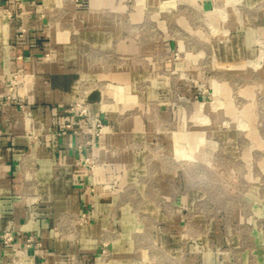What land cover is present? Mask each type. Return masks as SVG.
<instances>
[{
	"label": "crops",
	"instance_id": "obj_1",
	"mask_svg": "<svg viewBox=\"0 0 264 264\" xmlns=\"http://www.w3.org/2000/svg\"><path fill=\"white\" fill-rule=\"evenodd\" d=\"M207 2L0 0V236L10 231L17 249L0 247V264H101L103 241H114L111 264H133L134 206L118 194L121 178L142 174L146 156L125 148L141 122L122 115L138 110L131 99L139 96V83H148L142 96H158L156 71L168 65L180 35L190 30L189 17L208 10ZM63 21H72L76 40L63 31ZM46 46L55 51L48 59ZM79 81L111 84L88 101L105 130L120 134L90 140L85 124L70 116L66 105L76 101ZM104 99L118 102L117 110ZM19 105L40 121L41 147L28 137ZM65 125L80 133L56 137ZM113 149L120 151L112 156ZM90 156L105 166L89 171L81 162ZM144 206L155 215L153 203ZM81 214L89 221L78 226ZM28 235L41 243L38 251L25 248Z\"/></svg>",
	"mask_w": 264,
	"mask_h": 264
},
{
	"label": "rangeland",
	"instance_id": "obj_2",
	"mask_svg": "<svg viewBox=\"0 0 264 264\" xmlns=\"http://www.w3.org/2000/svg\"><path fill=\"white\" fill-rule=\"evenodd\" d=\"M207 4L208 10L189 17L190 30L180 35L165 69L156 71L158 96H142L148 83H139V96L131 99L138 110L122 115L141 122L125 148L146 156L142 174L121 178L118 194L134 206L133 264H264V0ZM72 21L61 22L71 41L77 37ZM52 52L46 46L43 57ZM110 85L79 81L76 101L66 105L90 140L121 133L106 131L88 101ZM104 101L117 110L118 102ZM75 128L66 134H79ZM84 159L89 171L105 166ZM88 221L81 214L78 226ZM113 243L100 244L101 264H111Z\"/></svg>",
	"mask_w": 264,
	"mask_h": 264
},
{
	"label": "built area",
	"instance_id": "obj_3",
	"mask_svg": "<svg viewBox=\"0 0 264 264\" xmlns=\"http://www.w3.org/2000/svg\"><path fill=\"white\" fill-rule=\"evenodd\" d=\"M75 2H77V0H74ZM18 37H21V35H18ZM15 77H12L9 80V90L13 91V89L15 88ZM11 100H15L16 98L14 96H12L10 98ZM22 111L25 112V117H26V124H27V128H28V137L30 139H38L40 138V132L42 130V125L40 123V121L36 118H34L33 116L30 115L29 112L25 111L23 109L22 106H18ZM67 111L69 114H74V108L67 107ZM72 129L71 125H65L63 127V129L57 131L55 133L56 137H61L63 135H66L67 132H69ZM98 136V134L96 135ZM87 159H84L83 162H86ZM13 243H14V236L10 231H5L2 233V235L0 236V247L3 249H8L11 248L13 251H17V249L13 248ZM34 243L36 244V240L35 237L33 235H28L25 238V248H32L34 246ZM37 246H39L38 244H36ZM20 252V251H19Z\"/></svg>",
	"mask_w": 264,
	"mask_h": 264
}]
</instances>
